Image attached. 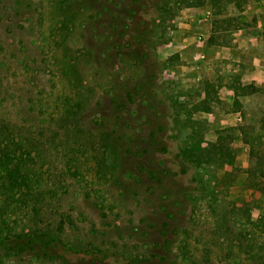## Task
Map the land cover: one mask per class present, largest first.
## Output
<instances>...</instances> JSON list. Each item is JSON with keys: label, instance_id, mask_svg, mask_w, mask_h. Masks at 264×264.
I'll list each match as a JSON object with an SVG mask.
<instances>
[{"label": "rangeland", "instance_id": "obj_1", "mask_svg": "<svg viewBox=\"0 0 264 264\" xmlns=\"http://www.w3.org/2000/svg\"><path fill=\"white\" fill-rule=\"evenodd\" d=\"M0 150V264H264V0H0Z\"/></svg>", "mask_w": 264, "mask_h": 264}, {"label": "trees", "instance_id": "obj_2", "mask_svg": "<svg viewBox=\"0 0 264 264\" xmlns=\"http://www.w3.org/2000/svg\"><path fill=\"white\" fill-rule=\"evenodd\" d=\"M219 145V144H218ZM218 145H215L216 147H214V148H216L215 149V151L217 152V150H220V154H219V157H221L222 155H223V150H221V147L219 148V146ZM201 148V147H200ZM189 150V149H188ZM203 150H204V148H203ZM189 152H190V154L191 155H194V157H195V159H197V160H199V156L197 155V153H193L192 151H190L189 150ZM0 156H1V161L3 162V164H5L6 165V162L8 163H10V161L13 159V156H14V154H9L8 152L6 153V152H3L2 150H0ZM8 155H10V156H8ZM209 157H211L212 159H213V157H212V154L209 156ZM223 157V156H222ZM226 162H227V160H226ZM6 171L8 172V176L10 177V179H11V181H10V183H11V185L12 186H14V185H19V183L20 182H23V180H21L20 179V177L19 176H17V174L19 173V167H15L14 169H11L10 167H8L7 165H6Z\"/></svg>", "mask_w": 264, "mask_h": 264}]
</instances>
